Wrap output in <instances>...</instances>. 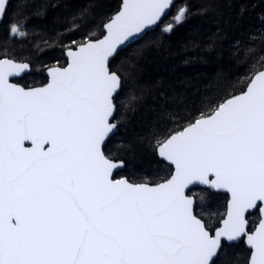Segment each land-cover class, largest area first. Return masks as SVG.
<instances>
[{"label": "snow or ice", "instance_id": "6c2138e0", "mask_svg": "<svg viewBox=\"0 0 264 264\" xmlns=\"http://www.w3.org/2000/svg\"><path fill=\"white\" fill-rule=\"evenodd\" d=\"M171 5L122 0L102 36L70 48L67 67L49 69L44 87L10 83L29 65L0 59V264H215L225 243L242 236L249 264H264V52L238 94L225 93L158 141L174 165L169 179L150 186L113 178L118 164L103 145L118 127L121 76L110 58ZM7 6L0 0V16ZM187 15L180 8L162 31ZM10 32L24 35L15 24ZM197 183L230 194L215 234L186 195ZM257 208L249 233L246 214Z\"/></svg>", "mask_w": 264, "mask_h": 264}, {"label": "trees", "instance_id": "16d2710c", "mask_svg": "<svg viewBox=\"0 0 264 264\" xmlns=\"http://www.w3.org/2000/svg\"><path fill=\"white\" fill-rule=\"evenodd\" d=\"M120 3L10 0L0 24V52L28 62L30 76L38 81L43 65H65L67 48L100 38ZM182 5L188 7L185 20L171 32L162 31ZM11 24L22 27L26 36H10ZM260 52L264 0H177L154 30L120 50L109 64L121 76L114 97L117 132L103 148L110 159L124 163L114 177L149 184L166 180L172 168L158 158V141L225 93L237 94ZM192 193H197L194 213L213 231L225 214L227 195L209 187L192 188ZM258 219L257 211L247 216L249 231ZM248 258L242 242L225 244L215 264H247Z\"/></svg>", "mask_w": 264, "mask_h": 264}, {"label": "water", "instance_id": "95a60500", "mask_svg": "<svg viewBox=\"0 0 264 264\" xmlns=\"http://www.w3.org/2000/svg\"><path fill=\"white\" fill-rule=\"evenodd\" d=\"M176 1H177V0H172V5H171L170 8L167 10V14L162 18V21H163V19H164L169 13H170L171 8H172V6L174 5V3H175ZM9 2H10V0H8V4H9ZM121 5H122V0H121V3H120V5H119V9H118L116 12H118V11L120 10ZM7 7H8V6H7ZM116 12H115V13H116ZM115 13H114L113 15H115ZM113 15H112V16H113ZM3 18H4V16H0V24H1L2 20H3ZM172 21H173V19H172ZM159 24H160V23H158V25H159ZM179 24H180V23H179ZM179 24H175L174 26L179 25ZM158 25H153V26H150L149 28L145 29L144 32L141 33V34H139L136 38H134V39L130 40L129 42H127L126 45L121 46V48L118 50V52H119L120 50L124 49L125 47H127L128 45L134 43L135 41L140 40V38H141L144 34H146L147 32H149V31H151V30H154ZM103 32H104V29H103ZM19 37H21V36L19 35ZM76 47H77V45H76L74 48H71V49L74 50ZM69 49H70V48H67V49L64 51V54H63V58H64V60H65V62H66L65 65H64V66H51V67H48V68L45 70V76H46V78H47L46 83H45L44 85L37 86V87H31V88H40V87H44L45 85H47V84L50 82L49 69L54 68V67H67L68 62H69V57H68V55H67V52H68ZM116 55H117V54H115L113 57L110 58L109 64H110L111 60H112ZM0 59H11V58L3 57V58H0ZM11 60H13V59H11ZM13 61L16 62V63H27V62L16 61V60H13ZM27 64L29 65V63H27ZM30 71H31V67H30V65H29V69H28L27 71H25L24 73H21L19 76H12V77H9V82H10V83H13V82H12L13 79H15V78H21L23 75L28 74ZM13 84H14V83H13ZM16 85H17V84H16ZM18 86L23 87V86H21V85H18ZM23 88H24V87H23ZM25 89H30V88H25ZM119 91H120V88L117 90V93L114 94V97L119 93ZM237 94H238V93H237ZM114 114H115V112H114ZM116 132H117V129L115 130V132H114L113 134H115ZM113 134H110L109 138L106 140L105 144L103 145V148H104V146L106 145L107 141L112 137ZM26 146H30V143L26 142ZM156 154H157L158 158H159L162 162H164L166 165H168L169 167L172 168V172H171V175H172L173 172H174V165H172L171 162L167 161L164 157L160 156L158 145H157V147H156ZM113 161L116 162V163L118 164V167H117L116 169L113 170V178H114V179H117V180H119V179H125V180H127L128 182L133 183V182L129 181V180H128L126 177H124V176H123V177H119V178H115V177H114L116 173L120 172V171L124 168V163H123L122 161H115V160H113ZM121 162H122V163H121ZM171 175H170L167 179H169V178L171 177ZM167 179H166V180H167ZM164 181H165V180H164ZM164 181H161V182H159V183H162V182H164ZM159 183H156V184H159ZM134 184H148V185H150V186H154V185H156V184H149V183H144V182L134 183ZM207 187H208L207 185H201V184L197 183V184H194V185H190V186H189V189L186 190V195H188L189 197H191V198L193 199V201H194V208H195L196 200H195V198H194L192 195H189V194H188L189 190H191L192 188H207ZM213 190L216 191V192H220V193H222V194H225V195H227V197H228V198H227V201H226L225 214H224L223 218L220 220L219 225L216 227V228H218V227H222V220H223L224 218H226V214H227V206H228V201H229V199H230V194L227 193V192L224 191V190H216V189H213ZM255 211L258 212L259 219H258V221L256 222V224L254 225V227H253L250 231L248 230V227H249V222H248L247 230H248L249 233H252V232L255 231L256 226L258 225L259 220H260V218H261V213L259 212V208H257V209H255V210H250L249 213L246 214V219H247V216H248L249 214L254 213ZM216 228H215V229H216ZM215 229L212 231L213 234H215ZM239 242H242V243L244 244L245 248L249 251V258H248V261H247V264H249L252 249H251V247L247 244L246 237H243V236H242V237H241L239 240H237V241H234V242H231V243L226 242L225 244L230 245V244H237V243H239ZM216 258H217V257H216ZM216 258H214V259H216Z\"/></svg>", "mask_w": 264, "mask_h": 264}, {"label": "flooded vegetation", "instance_id": "af4514ba", "mask_svg": "<svg viewBox=\"0 0 264 264\" xmlns=\"http://www.w3.org/2000/svg\"><path fill=\"white\" fill-rule=\"evenodd\" d=\"M19 27V25H17ZM9 34L10 36H13L14 34H12L10 31H9ZM18 38H19V35H17ZM0 58H3V57H0ZM9 58V57H8ZM13 59V58H11ZM15 60V59H13ZM18 61V60H16ZM22 62H25V61H22ZM28 63V62H27ZM30 65V64H29ZM51 66H64V65H57V64H54V65H51ZM51 66H46L45 67V70L48 68V67H51ZM31 67V66H30ZM47 81V78L45 76V71L43 72L42 76L39 77V80L36 81V80H33V78L30 77V73L28 74H25L23 75L21 78H15L12 80V82L14 84H17V85H21L23 86L24 88H31V87H37V86H41V85H44Z\"/></svg>", "mask_w": 264, "mask_h": 264}, {"label": "rangeland", "instance_id": "374dc122", "mask_svg": "<svg viewBox=\"0 0 264 264\" xmlns=\"http://www.w3.org/2000/svg\"><path fill=\"white\" fill-rule=\"evenodd\" d=\"M180 8H187L188 9V7L186 6V5H182V6H180V7H178L176 10H175V14L173 15V17L171 18V20H169V22L168 23H170V22H172V19L174 18V16L177 14V12H178V10L180 9ZM167 23V24H168ZM13 24H11L10 26H9V28H11V26H12ZM20 29L23 31V33H24V35L23 36H26V31L22 28V27H20ZM14 36H17V35H14ZM18 37V36H17ZM20 39V38H19ZM12 53H10V52H8V51H1L0 52V57H8V56H10ZM11 58V57H10ZM20 61H25V60H21V59H19ZM45 67L46 66H44L43 65V67H40V71H42V73L45 71ZM44 68V69H43ZM31 78H35V76L33 75V76H30ZM194 198L196 197V194L195 193H192L191 194Z\"/></svg>", "mask_w": 264, "mask_h": 264}, {"label": "bare ground", "instance_id": "6f19581e", "mask_svg": "<svg viewBox=\"0 0 264 264\" xmlns=\"http://www.w3.org/2000/svg\"><path fill=\"white\" fill-rule=\"evenodd\" d=\"M197 189V188H196ZM219 193V192H218ZM197 194V193H196Z\"/></svg>", "mask_w": 264, "mask_h": 264}]
</instances>
